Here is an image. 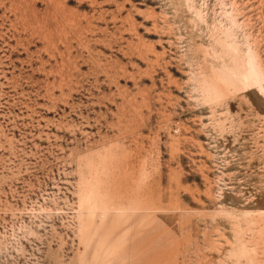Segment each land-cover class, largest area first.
<instances>
[{
	"label": "rangeland",
	"instance_id": "1",
	"mask_svg": "<svg viewBox=\"0 0 264 264\" xmlns=\"http://www.w3.org/2000/svg\"><path fill=\"white\" fill-rule=\"evenodd\" d=\"M0 264H264V0H0Z\"/></svg>",
	"mask_w": 264,
	"mask_h": 264
}]
</instances>
